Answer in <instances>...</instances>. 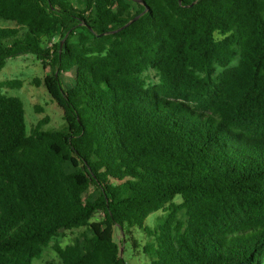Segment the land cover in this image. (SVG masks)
Masks as SVG:
<instances>
[{
	"label": "trees",
	"instance_id": "16d2710c",
	"mask_svg": "<svg viewBox=\"0 0 264 264\" xmlns=\"http://www.w3.org/2000/svg\"><path fill=\"white\" fill-rule=\"evenodd\" d=\"M0 19V72L51 69L65 121L29 134L0 80V264L81 228L46 264H127L137 232L148 264H264V0H0Z\"/></svg>",
	"mask_w": 264,
	"mask_h": 264
},
{
	"label": "rangeland",
	"instance_id": "374dc122",
	"mask_svg": "<svg viewBox=\"0 0 264 264\" xmlns=\"http://www.w3.org/2000/svg\"><path fill=\"white\" fill-rule=\"evenodd\" d=\"M14 26V23L0 19V28H13ZM51 73V69H45L42 63L32 56L10 59L7 61L5 68L0 72L1 81L16 80L22 84L21 88H17L16 86L13 88L6 87L4 92L8 96L17 97L22 100L29 134L43 120H47V124L44 126V130L46 131L61 130L65 125L63 110L53 100L45 86V79ZM145 77L149 83L157 84L159 82L158 73L152 69L145 72ZM175 202L180 204L181 200L177 198ZM165 217H167V213L159 212L151 215L147 223L153 226ZM84 235H90V232L85 228L61 233L60 237L53 241L45 250L41 259L36 260L34 264H46L51 261L58 262L59 259L55 252V246L59 245L64 248L73 244L77 238H82ZM115 238L120 244L122 234L118 227L115 228ZM136 238L138 239L137 249H133L132 243L129 242L122 247L123 256L127 264H148V259L142 251L148 239L144 238L140 232H137Z\"/></svg>",
	"mask_w": 264,
	"mask_h": 264
},
{
	"label": "water",
	"instance_id": "95a60500",
	"mask_svg": "<svg viewBox=\"0 0 264 264\" xmlns=\"http://www.w3.org/2000/svg\"><path fill=\"white\" fill-rule=\"evenodd\" d=\"M141 4L144 5V3L142 2ZM148 13V10H146L143 15L147 14ZM140 17H137L135 20H133L132 22H130L129 24L133 23L134 21L138 20ZM121 253L123 254V250L121 251Z\"/></svg>",
	"mask_w": 264,
	"mask_h": 264
}]
</instances>
